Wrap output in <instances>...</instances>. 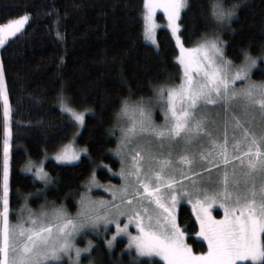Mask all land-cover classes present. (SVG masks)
<instances>
[{
	"label": "rangeland",
	"instance_id": "rangeland-1",
	"mask_svg": "<svg viewBox=\"0 0 264 264\" xmlns=\"http://www.w3.org/2000/svg\"><path fill=\"white\" fill-rule=\"evenodd\" d=\"M187 4L188 0H145V41L157 45L158 29L171 31L179 49L182 79L162 85L154 99L125 104L118 120L120 180L103 181L93 173L75 211L48 199L33 206L27 199L17 210L18 218L11 219V108L0 55L5 113L0 264L88 263L85 257L99 234L110 248L125 239L126 251L135 260L158 259L164 264L263 261L264 79L252 75L257 66L254 58L236 64L227 58L220 37L185 45L180 20ZM27 17L2 26L4 37L21 30ZM60 102L76 123L75 133L59 150L40 161H28L23 168L47 187L54 181L46 168L49 158L75 163L88 153L77 142L85 111L64 95ZM97 189L107 195H96ZM182 203L190 205L197 219V237L208 245L204 252L192 248L179 223ZM223 245L227 251H222Z\"/></svg>",
	"mask_w": 264,
	"mask_h": 264
},
{
	"label": "trees",
	"instance_id": "trees-1",
	"mask_svg": "<svg viewBox=\"0 0 264 264\" xmlns=\"http://www.w3.org/2000/svg\"><path fill=\"white\" fill-rule=\"evenodd\" d=\"M144 4L145 0H0L3 33L2 26L28 16L16 34H5L0 46L11 108L12 220L27 199L33 206L48 199L77 210L93 173L103 181L118 182L122 164L117 154L118 120L123 107L130 101L154 99L162 85L181 81L179 49L171 31L159 28L157 45L145 41ZM180 22L185 45L220 37L227 58L235 64L254 58L252 75L264 79V0H188ZM63 95L85 111L77 142L88 153L75 163L49 158L46 168L54 181L47 187L23 168L28 161H40L59 150L75 133V121L60 105ZM4 115L0 93V200ZM94 193L107 195L101 189ZM178 218L192 248L206 251L208 245L197 237L199 224L188 203L180 205ZM94 240L85 257L88 263L83 264H164L158 259L135 260L123 238L113 248L101 234Z\"/></svg>",
	"mask_w": 264,
	"mask_h": 264
},
{
	"label": "flooded vegetation",
	"instance_id": "flooded-vegetation-1",
	"mask_svg": "<svg viewBox=\"0 0 264 264\" xmlns=\"http://www.w3.org/2000/svg\"><path fill=\"white\" fill-rule=\"evenodd\" d=\"M222 251L224 252V251H227V246L226 245H223L222 246Z\"/></svg>",
	"mask_w": 264,
	"mask_h": 264
},
{
	"label": "built area",
	"instance_id": "built-area-1",
	"mask_svg": "<svg viewBox=\"0 0 264 264\" xmlns=\"http://www.w3.org/2000/svg\"><path fill=\"white\" fill-rule=\"evenodd\" d=\"M0 38H2V37H1V34H0Z\"/></svg>",
	"mask_w": 264,
	"mask_h": 264
}]
</instances>
